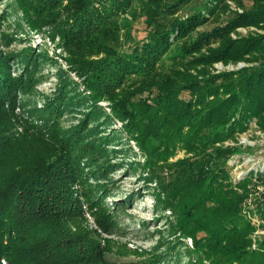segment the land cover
<instances>
[{
  "label": "trees",
  "instance_id": "1",
  "mask_svg": "<svg viewBox=\"0 0 264 264\" xmlns=\"http://www.w3.org/2000/svg\"><path fill=\"white\" fill-rule=\"evenodd\" d=\"M16 5L30 31L58 41L68 68L44 106L28 108L18 96L32 94L39 68L53 60L32 46L7 52L16 36L0 28V264H162L169 256L158 247L136 252L129 263L108 259L118 245L109 236L128 202L111 209L105 201L117 167L103 130L107 118L120 122L145 156L146 182L158 181L156 169L174 170L154 194L156 206L173 215L170 235L193 241L187 252L196 257L188 264H264V236L256 240L253 223L258 217L264 230V172L235 182L229 163L254 151L240 141L252 124L264 132V0L250 8L242 0ZM127 15L145 19L149 35L137 40L128 28L119 46L115 33ZM210 24L212 31L199 32ZM242 63L233 71L216 68ZM83 107L88 112L78 125L63 128L64 114ZM37 116L42 122L35 124ZM179 152L185 157L170 162Z\"/></svg>",
  "mask_w": 264,
  "mask_h": 264
},
{
  "label": "rangeland",
  "instance_id": "2",
  "mask_svg": "<svg viewBox=\"0 0 264 264\" xmlns=\"http://www.w3.org/2000/svg\"><path fill=\"white\" fill-rule=\"evenodd\" d=\"M247 8L252 6L253 0H242ZM234 10H238L232 2L230 3ZM190 11L182 10L178 16H186ZM224 25V24H221ZM120 31L115 33V40H117L119 46L126 43L128 28H131V34L137 40H144L149 35V29L147 28L145 19L133 20L131 16L127 15L119 20ZM216 27V24H210L205 28L199 29V32L212 31ZM0 28L2 33H10L15 37L12 39L11 44L7 49V52L19 53L23 49L32 46L36 49V52H47L52 58L45 61L39 68L40 83H38L31 95L22 96L19 95V100L26 103L27 107L30 106H44V96H52L59 83L60 70L62 68L67 69L66 62L61 59L60 55L63 53L62 49L58 46V41L53 42L45 34L35 33L30 31L25 20L23 19L21 10L16 5V0H0ZM241 34L247 35L250 31H256V29H240ZM262 32V31H259ZM6 48V47H5ZM123 49V47L121 48ZM177 47L174 49L176 50ZM175 52V51H174ZM167 65L170 66L169 56L167 57ZM246 64H240L238 66H227L224 68L222 64L216 65V68L220 70H238ZM15 74L22 72L21 67H15ZM73 79L77 81L75 75H72ZM83 89H81L82 92ZM187 96V94H185ZM38 100V103L34 101ZM36 104V105H35ZM104 112L108 115L111 114V110L108 107V103L102 102L100 104ZM86 108H91L90 104L85 105ZM83 107V111L67 112L61 118V124L63 128L68 129L72 126H77L79 121L83 119V113L88 112ZM33 108V107H32ZM76 110V108L74 109ZM41 118V116H39ZM25 118H29L26 113ZM36 123H41L38 116L35 117ZM31 120V118H30ZM97 124V121L90 123V126ZM105 130L107 135H110L111 141L108 149L112 153V163H116V171L110 176L113 181L110 185V197H106L105 201L109 208L121 206L122 201L128 202L125 209L122 210L117 220L119 222V229L114 235L109 236L118 245L114 248L113 252H110L108 259L110 261H117L120 263H129L138 259V255L135 254L141 252H154L156 248H161L162 252L169 253V256H165V260L162 264H188L190 257L196 255L189 254L187 248L193 249V241L191 239H185L184 243H178L173 236L169 233V222L173 221V215L170 211L166 212L163 209H159L156 206L157 199L154 192L160 188V185H166L171 181V175L174 170L168 168H160L154 171L157 174L158 181L150 183L145 181L143 164L145 162V156L141 150L135 145L134 142L129 141L127 135L123 132L122 124L113 118H107L105 120ZM107 124H111L108 126ZM252 128L240 137V141L244 145H250L254 147L252 153H244L242 155H235L230 160V165L233 166L232 176L235 182L246 178L252 171L264 172V132L257 129L255 124H252ZM23 131V129H22ZM115 150V151H114ZM185 157L184 152H179L177 157L170 160L175 162ZM87 168V167H86ZM90 181L96 184L95 179ZM260 190H264V184L260 186ZM83 192L85 189L83 188ZM260 197H254L253 200H257ZM256 203L251 204V208H255ZM92 220V219H91ZM258 217H254L253 223H258L257 232L255 235L256 240L258 237L264 236V230L260 229ZM93 223V221H92ZM167 242H171V246L175 247V250H170V245ZM161 244V245H160ZM161 246V247H160ZM257 246L256 244L254 247ZM127 255H122L126 254Z\"/></svg>",
  "mask_w": 264,
  "mask_h": 264
},
{
  "label": "built area",
  "instance_id": "3",
  "mask_svg": "<svg viewBox=\"0 0 264 264\" xmlns=\"http://www.w3.org/2000/svg\"><path fill=\"white\" fill-rule=\"evenodd\" d=\"M225 68V67H224ZM3 264H7V262L5 260L2 261Z\"/></svg>",
  "mask_w": 264,
  "mask_h": 264
}]
</instances>
